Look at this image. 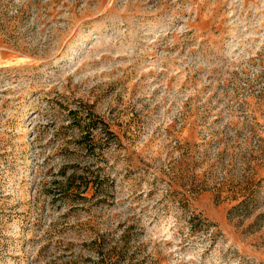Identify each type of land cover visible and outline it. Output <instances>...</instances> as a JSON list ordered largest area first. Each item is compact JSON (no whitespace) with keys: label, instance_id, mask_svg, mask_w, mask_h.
Instances as JSON below:
<instances>
[{"label":"rangeland","instance_id":"obj_1","mask_svg":"<svg viewBox=\"0 0 264 264\" xmlns=\"http://www.w3.org/2000/svg\"><path fill=\"white\" fill-rule=\"evenodd\" d=\"M0 264H264V0H0Z\"/></svg>","mask_w":264,"mask_h":264}]
</instances>
